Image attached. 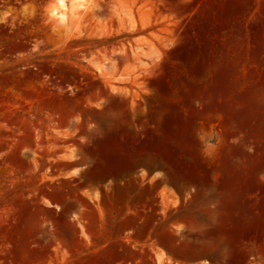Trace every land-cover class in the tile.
Listing matches in <instances>:
<instances>
[{
    "label": "rangeland",
    "instance_id": "374dc122",
    "mask_svg": "<svg viewBox=\"0 0 264 264\" xmlns=\"http://www.w3.org/2000/svg\"><path fill=\"white\" fill-rule=\"evenodd\" d=\"M57 1L0 0V264H96L64 244L74 186L57 159L74 139L96 153L95 125L126 133L122 81L139 71L153 127L182 115L183 176L192 156L210 187L197 236L215 245L197 255L264 264V0H64V21Z\"/></svg>",
    "mask_w": 264,
    "mask_h": 264
},
{
    "label": "crops",
    "instance_id": "0c3cea01",
    "mask_svg": "<svg viewBox=\"0 0 264 264\" xmlns=\"http://www.w3.org/2000/svg\"><path fill=\"white\" fill-rule=\"evenodd\" d=\"M144 77L139 71L122 81L128 91L121 95L136 107L126 116L127 136L115 128L103 136L95 125L96 153L74 139L75 150L57 159L62 165L58 176L74 186V208L67 217L76 236L64 244L70 250L86 249L96 264H212L213 256L196 253L215 245L197 236L214 228L210 187L199 182L192 156V178L183 176L182 115L166 110L158 116V129L153 127L146 89L150 85ZM152 132L159 139L156 149ZM190 136L198 139V123ZM101 258L110 259L103 263Z\"/></svg>",
    "mask_w": 264,
    "mask_h": 264
},
{
    "label": "bare ground",
    "instance_id": "6f19581e",
    "mask_svg": "<svg viewBox=\"0 0 264 264\" xmlns=\"http://www.w3.org/2000/svg\"><path fill=\"white\" fill-rule=\"evenodd\" d=\"M81 1L82 2L80 3V6H85L84 1L86 0H81ZM50 12L53 16H56L60 20L64 21L67 18L66 5L64 0H58L57 3L53 4Z\"/></svg>",
    "mask_w": 264,
    "mask_h": 264
}]
</instances>
